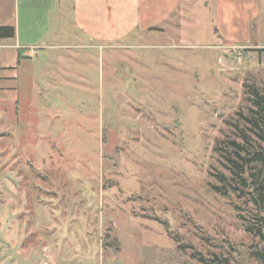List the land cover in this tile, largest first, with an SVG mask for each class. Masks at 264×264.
Here are the masks:
<instances>
[{"label": "rangeland", "instance_id": "rangeland-1", "mask_svg": "<svg viewBox=\"0 0 264 264\" xmlns=\"http://www.w3.org/2000/svg\"><path fill=\"white\" fill-rule=\"evenodd\" d=\"M176 21L46 77L34 63L35 86L22 61L18 105L0 103V264H262L254 206L210 174L216 141L247 132L249 88L264 95V0L245 41L214 32L213 0Z\"/></svg>", "mask_w": 264, "mask_h": 264}, {"label": "crops", "instance_id": "crops-1", "mask_svg": "<svg viewBox=\"0 0 264 264\" xmlns=\"http://www.w3.org/2000/svg\"><path fill=\"white\" fill-rule=\"evenodd\" d=\"M182 1L0 0V25L15 27L13 38L0 39V103L18 105L22 61L31 63H25L24 70L30 86H35L34 63H40L43 72H38L46 77L55 59L62 64L65 59L75 60L78 55L75 48L123 47L124 40L133 35L140 36L149 30L159 32L167 23L173 27ZM66 2L71 9L68 32L63 29ZM213 3V29L218 28L214 32L224 28L227 40H247L248 19L256 15L258 0H213ZM63 49L68 52L66 56L62 55Z\"/></svg>", "mask_w": 264, "mask_h": 264}, {"label": "trees", "instance_id": "trees-1", "mask_svg": "<svg viewBox=\"0 0 264 264\" xmlns=\"http://www.w3.org/2000/svg\"><path fill=\"white\" fill-rule=\"evenodd\" d=\"M14 35L12 24L0 25V39ZM249 93L256 110L250 109L253 114L244 116L247 132L239 129V139L226 137L216 141L215 156L225 172L211 173L214 183L210 187L218 195L245 197L252 203L254 213L244 229L259 240V249L250 254L264 264V95L253 86ZM234 127L238 129L235 124Z\"/></svg>", "mask_w": 264, "mask_h": 264}]
</instances>
